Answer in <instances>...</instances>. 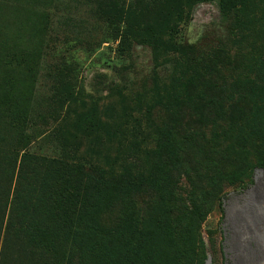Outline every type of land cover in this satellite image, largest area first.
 I'll list each match as a JSON object with an SVG mask.
<instances>
[{
  "label": "rangeland",
  "instance_id": "1",
  "mask_svg": "<svg viewBox=\"0 0 264 264\" xmlns=\"http://www.w3.org/2000/svg\"><path fill=\"white\" fill-rule=\"evenodd\" d=\"M244 2L223 15L200 0H0L10 211L70 224L102 190L114 264H264V0ZM220 48L236 62L219 68L209 110L207 82L189 83ZM160 129L177 159L156 153Z\"/></svg>",
  "mask_w": 264,
  "mask_h": 264
},
{
  "label": "trees",
  "instance_id": "2",
  "mask_svg": "<svg viewBox=\"0 0 264 264\" xmlns=\"http://www.w3.org/2000/svg\"><path fill=\"white\" fill-rule=\"evenodd\" d=\"M200 1L216 2L223 15H227L235 3L242 6L245 3L244 0ZM144 43H159L150 28L146 29ZM200 61L201 59L197 62ZM229 62H236V60H230L224 56L220 48L209 56L208 64H204L203 61L202 64L196 65L197 78L189 84L202 86L207 82L209 89L203 91V98L206 97L204 107L209 110H215L221 98L213 99L206 94H209L211 89L221 87L213 81L221 77L219 68L226 66ZM217 63L219 66L216 65ZM200 68L202 70L199 73ZM229 111L228 117L231 122L243 118V110L240 106L231 105ZM170 131L169 129L159 130V135L163 139L156 153L159 156L173 155L177 159L176 145ZM258 166L264 167L263 164ZM224 176L229 177L228 174ZM61 195L64 194L61 193ZM66 197L68 206L65 209L72 214L81 206L84 207L83 195L77 191L71 192ZM7 205V199L0 193V264H114L115 254L109 248L108 239L114 237L116 229L114 226H104L98 220L100 212L108 206V198L102 190L98 192L93 208L84 207L86 216L78 217L79 214H77L70 224L67 216H64V222L59 224L60 220L53 219L48 214L45 219L36 217L38 215L35 214L25 215L26 213L22 211L14 213ZM55 208L62 209L60 205ZM180 261L178 257V262Z\"/></svg>",
  "mask_w": 264,
  "mask_h": 264
}]
</instances>
